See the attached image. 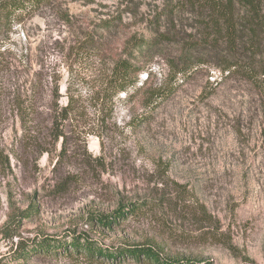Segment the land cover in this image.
Instances as JSON below:
<instances>
[{
    "label": "rangeland",
    "instance_id": "obj_1",
    "mask_svg": "<svg viewBox=\"0 0 264 264\" xmlns=\"http://www.w3.org/2000/svg\"><path fill=\"white\" fill-rule=\"evenodd\" d=\"M164 4L51 0L15 22L3 47L0 83L5 75L25 86L38 73L49 86L46 96L59 86L63 105L70 88L86 111L69 134L62 164L60 139L50 154L11 156V170L0 168V264H111L76 262L66 248L51 253L40 246L49 240L68 247L79 238L105 249L152 245L165 256L205 264H245L246 258L264 264L262 77L222 75L210 60L167 81L170 56L134 47L151 36ZM169 50L177 56L179 48ZM120 60L140 71L137 88L101 106ZM163 86L174 90L145 108L144 93ZM18 128L0 127L6 153ZM65 182L59 191L55 185ZM133 203L150 211L101 224L100 217Z\"/></svg>",
    "mask_w": 264,
    "mask_h": 264
},
{
    "label": "trees",
    "instance_id": "obj_2",
    "mask_svg": "<svg viewBox=\"0 0 264 264\" xmlns=\"http://www.w3.org/2000/svg\"><path fill=\"white\" fill-rule=\"evenodd\" d=\"M164 2L151 21V36L137 41L134 47L138 53L158 51L163 57L170 56L166 62L170 69L167 81L177 82L179 77H186L214 60L222 75L241 74L252 80L262 77L260 83L264 90V0ZM50 3L51 0L0 1V62L4 43L15 22L34 17ZM110 23L113 22H106L105 25ZM170 47L179 48L177 56L169 50ZM139 72L132 62L120 60L105 88L101 106L122 93L131 96V89L137 88ZM5 77L2 76L0 83V127L5 131L18 123L19 128L15 132L10 153L0 147V168L11 170V156L20 161L25 153L27 156L30 153L38 156L50 154V145H56L60 139L62 150L58 163L62 164L67 154L66 145L70 142L69 134L74 132L78 118L86 107L70 94V88L66 104H60L62 95L59 94V86H54L53 93L46 96L44 92L49 86L43 84L38 73H34L25 86H17L11 82L12 79ZM141 89L139 87L136 93H140ZM173 90L172 87L163 86L151 93L146 91L142 105L145 108L153 107ZM100 112H105L104 108ZM67 185L65 182L55 186L62 191ZM147 211L150 209L146 203L121 205L114 216L107 219L103 216L100 220L102 225L110 226L117 219H122L123 223L138 219ZM63 243L48 240L40 246L43 251L51 253L58 247L66 248V256L76 262L93 263L97 260L113 264L130 259L135 264H205L165 256L152 245L126 244L116 249H105L80 238L70 242L68 247L67 242ZM246 259L245 264H255Z\"/></svg>",
    "mask_w": 264,
    "mask_h": 264
}]
</instances>
